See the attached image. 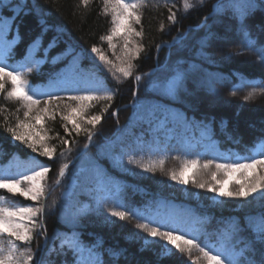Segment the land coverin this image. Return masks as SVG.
<instances>
[{
	"label": "trees",
	"instance_id": "trees-1",
	"mask_svg": "<svg viewBox=\"0 0 264 264\" xmlns=\"http://www.w3.org/2000/svg\"><path fill=\"white\" fill-rule=\"evenodd\" d=\"M144 2L146 6L136 10L141 24L127 18L123 21L126 25L131 23L136 31H140L142 25L144 31L142 38L128 37L129 48L134 49L142 43L144 51L138 58L131 59L133 74L125 78L117 70L131 58V54L126 56L124 53L125 29H119L113 37L115 48L101 40L102 36L111 34L113 28L111 11L104 13L103 0H89L87 7L81 0H0V20L6 21L0 27V40L7 45L11 42L7 60L12 64H26L23 78L37 93L35 98L41 101L34 106L30 117L45 106L49 95L62 98L49 105L55 112V120L44 115L30 121L24 117L26 109L20 101L6 99V91L0 93L3 109L0 111V171L14 160L11 159L13 153L17 154V159L29 161L35 167L44 165L51 169L45 181L48 192L46 200L42 201L45 206L42 219L47 229V249L55 251L50 254L43 249L37 251L45 243L43 237L37 236L30 245L35 255L33 264L41 261L73 264L71 250L59 251L63 236L71 235L72 231L81 233L85 243L102 242L97 249L102 264H193L200 255L196 251L191 257L179 252L161 256L163 241L144 244L143 238L148 234L136 225L160 221L147 211V204L155 198L173 199L182 204L192 202L194 191L203 193L204 188L190 183L186 198L170 193L167 182L176 180L168 173H178L182 164L192 160L201 165L208 160L232 165L230 160H222L224 153L230 157L238 154L247 163L246 158L251 157L250 148L264 138V94L249 101L243 99L254 87L264 88V84L254 85L240 79L241 76L246 80L264 79V66L259 64L255 54V49L264 46V1L203 0L201 6L200 0H190L194 7L187 13L182 7L183 0ZM168 9L176 13L175 24L167 19ZM13 16L14 20L8 19ZM161 23L165 26L163 30H160ZM45 26L49 30L43 33L42 44L25 60L29 45L42 34ZM245 31L247 39L254 44L252 50L243 47ZM178 33L182 36L178 37ZM54 36L56 46L45 57L44 48ZM93 46L99 48L115 67L101 61L99 55L91 51ZM238 52L243 55H232ZM53 57L58 58L54 60ZM37 61L43 62L38 64ZM177 71L184 74L183 86L176 95H168L166 87ZM137 75L141 76L139 81L135 79ZM6 89L11 90L10 83L6 84ZM93 89H99L95 91L99 97L111 90L113 99L85 102L90 104L85 116L101 115L102 119L95 127L77 119L82 129H92V139L86 151L68 165L65 175L59 177L60 182L55 185L59 168L68 164L88 140L83 130L77 134L72 129L71 122V135L62 127L61 116L68 111L65 105L75 108L80 103L70 101L68 97L90 94ZM233 91L235 96L231 95ZM57 104L59 109H56ZM104 108H107L106 112H102ZM5 117L7 125L12 127L16 126L19 117L24 121V127L19 131L38 145L44 142L49 148L55 147V157L49 159L33 152L21 141H14L5 130ZM32 124H35L34 128ZM62 139L68 143L63 144ZM161 160L164 161L163 170L157 166L154 172L145 171L132 162L158 164ZM247 171L251 178L257 172L264 174V168L260 166ZM185 172H190V177L197 172L195 179L213 183V172H216V180H224L231 171L217 172L213 164L210 169L190 167ZM114 179L122 182V187L112 195L106 188ZM238 186L231 183L228 190ZM10 199H19L21 204H31V207L39 206L19 194ZM197 202L201 203L197 211L209 216V221L202 222L199 230L193 232L201 246L205 241L219 244L220 233L229 229L232 222L242 226L241 235L246 241L256 237L259 217L264 214L261 197L245 200L222 196L216 204L205 198ZM117 204L123 207L117 208ZM110 208L128 212L129 218L111 217ZM78 213L79 223L73 228V217ZM150 226L167 231L157 223ZM148 239L152 240L151 237ZM243 246L240 243L236 250ZM23 247L26 249L29 245L23 244ZM260 248L257 242L254 253L257 261ZM196 264L207 262L201 259Z\"/></svg>",
	"mask_w": 264,
	"mask_h": 264
},
{
	"label": "snow or ice",
	"instance_id": "snow-or-ice-1",
	"mask_svg": "<svg viewBox=\"0 0 264 264\" xmlns=\"http://www.w3.org/2000/svg\"><path fill=\"white\" fill-rule=\"evenodd\" d=\"M104 7L103 11L107 14L111 11L112 14V24L113 28L111 30V34L102 36L101 40H106L109 43L110 48H115V45L112 44L113 37L117 35L119 29L124 28V53L125 55L131 54V58L127 61L126 64L119 67L117 70L123 74L125 78L132 76L134 65L131 62L132 58H138L141 52L144 51V45L137 44L134 49L129 48V40L128 37L134 35L135 37L142 38L144 35L143 26L141 25V30L136 31L135 28L130 24H124V19L127 18L131 22L139 25L141 24V17L137 15L136 10L145 7L146 4L144 0H137L134 3H127L125 0H103ZM81 3L87 7L89 4V0H81ZM201 6L203 5V0H200ZM183 10L187 13L190 9L194 7V5L190 2V0H183ZM219 8V5L216 6ZM169 15L167 17L168 21L172 24L177 22L176 13L171 9H168ZM19 13L16 12V15ZM9 20H14L15 16L8 18ZM207 19V18H205ZM6 23L5 20H0V27H2ZM41 25H44V20L40 21ZM164 24H160V30L164 29ZM48 27H43L42 34L33 41L32 44L29 45L28 54L25 56V60H27L30 56L33 55L35 49L39 48L43 41V33L48 31ZM18 35V30H17ZM247 32H244L245 40L242 42L243 47L249 50L254 48V44L252 41L247 39ZM182 34L178 33V37H181ZM177 38H174V40ZM57 38L54 36L49 42L48 46L44 48L45 57H47L48 51L56 46ZM160 46L157 45V48ZM91 51L93 53H97L99 55V59L101 61L106 62L109 65H113V62L105 56L99 48L93 46ZM11 53V42L8 47L0 48V93L7 92L6 99H14L20 101L22 106L26 109L24 111V117L26 119L38 120L41 119L44 115H49L51 119L55 120V112L51 111L49 105H51L52 101L60 100V97H53L49 95L48 100L44 102V107L42 109L37 110V114L35 116L30 117V112H32L34 106H37L41 103L40 100L36 99V92L33 91L32 87L29 85L28 81L23 78V72L19 69L24 67L23 62H17L15 64L8 63V56ZM64 54V53H61ZM255 54L258 56V62L261 66H264V46H261L255 49ZM232 55H243V52L233 53ZM58 57H53V59H57ZM117 59H121L118 57ZM43 61H37V63H42ZM11 68L12 71H8L7 69ZM28 71H31L29 69ZM184 74L180 71H177V74L173 77V79L168 83L166 87V94L168 95H176L178 90L183 86L184 83ZM135 79L139 81L141 76H135ZM242 82H247L251 84H264V79L256 81V80H246L245 77H240ZM11 84V90L6 89V84ZM17 89L21 91L18 93ZM99 89H93L90 91V94L78 95V96H70L68 99L70 101H78L75 108H73L70 104L65 105L68 111L61 116V119L64 121L62 127L65 130V133L71 135L69 131V122H71L72 129L76 131L77 134L80 131H84L88 137V140L92 139V129L85 127L81 128V123H77V119L86 125H91L95 127V125L101 121V115H93L90 118L85 116V111L90 107V104L85 102H90L99 99L112 100L113 93L111 90H106V95L104 97H99L95 95V91ZM31 93V94H30ZM264 94V88H253L247 95L243 97L244 101H249L254 99L257 95ZM231 95L235 96L236 92L233 91ZM59 104L56 105V109H59ZM0 111H3L2 107H0ZM107 108L102 109V112H106ZM115 115V113H113ZM33 128L35 124L31 125ZM24 127V121H21L19 117H17V124L15 127L7 125V118L5 117V130L11 134L14 141H21L25 144L29 149L33 152H39L40 155L47 157L49 159H53L55 157L56 149L55 147L49 148L46 146L44 142H40L39 145L35 141H31L30 138L26 137V135L22 134L19 129ZM63 144H67L68 141L62 139ZM259 146L264 149V138H261L258 142ZM63 155V152L60 153ZM261 155H264V151L261 152ZM17 154H11V159H17ZM131 159V158H130ZM249 162L247 163H237L232 165L215 163L213 160L205 161L202 165L197 160H192L185 162L182 164L181 169L177 173L176 171H172L168 173L172 180H176L179 183H193L196 184L199 188H208L213 192H218L221 196L226 197H235V198H244L247 200L248 198H255L256 196L264 199V174L257 172L251 180H247L245 183L236 182L239 184L238 187H234L229 191H222L216 187V184L219 181H216V172H213L212 180L216 182L209 183L195 179L198 175L197 172H193L192 177L189 179H184L185 169L190 167H195L197 169H210L213 164H215V168L217 172L224 171L227 173L228 171L236 170V169H256L257 166L264 168V159H255L252 157L246 158ZM133 163L139 164V166L145 171H156L157 166L163 170L164 161L161 160L158 162H150L148 164L141 163L140 161H132ZM39 170H36L35 167L31 169H26L25 172H30V174H25V172H10L7 168L0 173V190H6L7 193L11 194L13 197L18 193L20 196L35 202L39 206L37 207H20L19 205L12 204L11 207H5V204H8V198L6 196L0 195V264H33L35 260V255L30 247L33 240L36 239L37 236H41L44 238L45 243L43 246L37 248V251H41L42 249L45 252L55 251L47 249V229L43 223V216L45 214V206L42 201L46 200L47 197V185L46 178L48 173L50 172V167L44 165H38ZM68 168L67 164H63L58 171V179L56 181L59 184V177H63ZM117 208L123 207L121 204H117ZM83 210H81L82 212ZM109 215L111 217L119 218L120 220H126L129 218V213L126 211H118L116 208L109 209ZM79 213L77 216L73 217V228L75 225L79 223ZM151 223L160 224L163 227H170L171 230L161 231L160 227H151ZM137 228L142 229L144 232L148 234V236L144 237V244L148 245L149 243H156L159 241H163L161 245V256H171L173 252L186 253L188 256H192L193 251L200 253L199 256L195 258L193 264H196V261H206L207 264H264V214H261L259 217L258 223V231L257 235L253 240L246 241L244 237L241 235L242 226L232 222L230 224L229 229H225L220 233V242L216 243H208L204 242L203 246L200 243H197L198 237L188 230L182 229L179 225H168L165 222L161 221H150L149 223H140L136 225ZM183 234H179V233ZM192 238L189 239L188 237ZM148 237H151L152 240L149 241ZM23 242V244L29 245L24 251H20L19 243ZM259 242L261 245L260 248V258L259 261L255 259L254 253L256 252V243ZM101 241H95L92 243H85L82 239V234L76 231H72L71 235L65 234L61 240V246L59 251L64 252L65 249L71 250L74 254L73 264H102V259L100 253L97 249L100 247ZM240 243H243V247L239 248L237 251V247ZM215 253V254H213ZM247 253V255H246ZM40 264H50L48 261H41Z\"/></svg>",
	"mask_w": 264,
	"mask_h": 264
},
{
	"label": "rangeland",
	"instance_id": "rangeland-1",
	"mask_svg": "<svg viewBox=\"0 0 264 264\" xmlns=\"http://www.w3.org/2000/svg\"><path fill=\"white\" fill-rule=\"evenodd\" d=\"M262 1H264V0H262ZM9 70L12 71L11 68H9ZM19 70L21 72H23L25 70V68L23 67ZM20 91H21L20 89H17L18 93ZM259 152H260V146L257 145L253 150L254 157H255V155H258ZM262 157H263L262 155L259 156L260 159H262ZM9 166L13 167V170L7 168L12 173L25 172L26 169H31V168L35 167L29 161L25 162V161H21L19 159H14V161L12 162V165H9ZM35 168H36V170H39L38 167H35ZM240 170L241 169L232 170L226 177H224V180H216V181H219L218 184H216L215 181L213 183L216 184V187L219 190H222L225 192L229 191L228 187L231 183L238 184L236 182H240V183L246 182V179L249 180L251 178L250 171H247V170L240 171ZM2 172H0V173H2ZM25 174H30V172H25ZM190 176H191L190 172H185L184 179L187 180V179H189ZM190 183L191 182L182 184V183H179L178 181L170 182V183L167 182V187L170 188V191H172L170 193L181 194L182 196L185 197V196L189 195L188 193H189ZM120 187H121L120 182L111 181L110 187L106 188V191H107V189H110L109 190L110 194H115L116 192H118L120 190ZM194 190H196V189L194 188ZM0 195L6 196V197L8 196L7 198H8L9 203L5 204L4 205L5 207H11L12 204L19 205L20 207L31 206V204H29V205L21 204L19 199H16V201L10 199V198H13V196L11 194L7 193L6 190H0ZM221 197L222 196L219 195L218 192H213V191L209 190L208 188H204L203 193H201L199 190H198V192L194 191V193L191 196L192 202L189 201L188 203L194 205L195 207H198V206H200L201 203H199L197 201L200 198H205L207 200L212 201L213 204H216L218 201H221ZM156 203L157 202H155L154 209L157 211V214L161 215L162 222H165V223L167 222L169 225H179L182 229H185L188 231L198 228V222H199L200 218H198L196 212L194 210H192V208H190V207H187V209L185 207L180 208L179 206L175 205L172 202L166 203L165 204L166 206L165 205H158L159 203H162V202H158V204H156ZM236 207H238V205H236ZM205 216H208V215L205 214ZM202 219H204V218H202ZM179 234H183V233L181 232ZM18 243H19L20 251H24L25 248L23 247V242H18Z\"/></svg>",
	"mask_w": 264,
	"mask_h": 264
},
{
	"label": "water",
	"instance_id": "water-1",
	"mask_svg": "<svg viewBox=\"0 0 264 264\" xmlns=\"http://www.w3.org/2000/svg\"><path fill=\"white\" fill-rule=\"evenodd\" d=\"M75 159V158H74Z\"/></svg>",
	"mask_w": 264,
	"mask_h": 264
}]
</instances>
